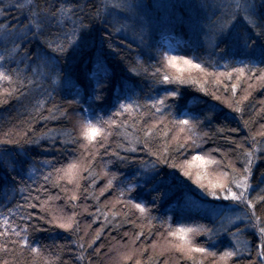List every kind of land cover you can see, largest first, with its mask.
Returning a JSON list of instances; mask_svg holds the SVG:
<instances>
[{
  "label": "trees",
  "instance_id": "trees-1",
  "mask_svg": "<svg viewBox=\"0 0 264 264\" xmlns=\"http://www.w3.org/2000/svg\"><path fill=\"white\" fill-rule=\"evenodd\" d=\"M31 3L40 8L51 6L52 10L61 3H70L75 12L73 20L78 16L90 25L86 41L58 54L32 32H27L26 39L17 38L22 36L21 25L28 24L27 0H0V24L5 26L0 28V56L5 57L0 67L17 81L12 86L0 81V101H3L0 141H18L0 143V217H7L17 231L27 228L24 234L31 246L41 248L37 264H117V261L124 264L122 254L133 248L147 249L139 257L143 264H149V257H153L151 264H164L165 259L168 264H193L187 258L179 259L174 251L159 255L169 247L165 237L174 239L167 236L168 224L173 228L205 225L215 229L221 216L228 214L240 217L226 225L229 230L242 229L238 234L242 242L240 255L233 260L247 264L256 259L258 233L244 219V212L250 215L252 210L242 204L233 205L222 197L206 195L193 179L183 175L181 167L169 166L174 163L188 168L185 161H191L197 154L213 158L218 163L207 166V175L203 177L207 185L221 171L231 175L234 167L242 172L247 162L245 150L253 149L255 141L249 196L264 195V136L259 134L264 132V86L248 79V75L237 81L235 73L231 80L221 76L216 84L214 78L206 80L204 73L195 69L177 73L163 59V53L187 56L216 73L230 72L244 64L264 67L258 51L252 56L231 42L227 46L218 45L219 51L213 48L206 33L219 15L216 6L219 0H126L131 7L123 11L112 8V0H31ZM19 4L24 7H18ZM100 5L108 6L106 13L102 9V20L93 15ZM72 26V20L57 23L49 19L43 33L49 37L62 36ZM114 27L119 31H114ZM236 28L244 30L247 25L238 19ZM14 41L22 47L12 51ZM165 72L198 80L206 91L200 90L199 83L157 82ZM28 79L33 83L29 84ZM96 79L106 85L104 102L93 98ZM233 83L237 84L235 93L231 89ZM11 87L17 89L12 95L3 91ZM168 91H176L177 95L168 97L163 112H157L148 102L158 100ZM246 94L248 98L242 99ZM118 99L138 106L131 114L116 118L118 123L112 126L104 147L82 148L80 145L86 143L80 135L82 117L94 123L98 117L107 118L116 111ZM73 100L78 103H68ZM54 105L67 114L50 113ZM176 119L199 122L195 125L198 135L193 137L198 147L187 141L185 147L176 148L172 140L178 132L173 123ZM149 128L152 132L146 136ZM165 131L167 136L163 135ZM179 135L183 138L188 133ZM70 139L78 142H69ZM152 152L167 157L169 163H159ZM91 153H95L94 158ZM72 161H82L91 168L90 173H81L84 179L80 180L79 189L67 180H56L54 169ZM153 162L154 170L145 168ZM189 170L193 177L205 171L196 164ZM49 173L51 176L45 180ZM113 176L112 186L106 187ZM129 183L134 186L131 190H127ZM73 194L76 199L71 198ZM129 201L145 204L147 214L141 215ZM73 212L76 213L73 229L48 223L53 216H69ZM255 212L264 221V203L255 201ZM5 227L0 222V232ZM141 231L144 235L133 244V237ZM17 239L11 229L0 236V245L8 246V251H0V260L33 264L35 254L28 247L13 245L12 241ZM194 239L217 252L234 243L225 232L211 240L203 234ZM243 244H247V249ZM193 255L197 262L211 264V257Z\"/></svg>",
  "mask_w": 264,
  "mask_h": 264
},
{
  "label": "snow or ice",
  "instance_id": "snow-or-ice-1",
  "mask_svg": "<svg viewBox=\"0 0 264 264\" xmlns=\"http://www.w3.org/2000/svg\"><path fill=\"white\" fill-rule=\"evenodd\" d=\"M29 12V20L28 24L21 25L22 36L17 37L26 39L27 32H32L33 36H40L42 38V42L53 52L58 54H64L68 52L70 48L77 47L81 42L86 41L90 35V25L85 24L80 17H76L73 20V16H75V12L73 11V5L61 3L59 7L52 10L51 6L46 8H40L39 5L33 6L31 0H27ZM219 10V15H217L215 21L212 22L210 29L206 33L208 36L213 48L217 51L220 49L218 45L224 44L227 46L230 42L236 45L242 46L248 53L254 56L257 51L259 53L261 62L264 63V0H259V4L256 3V0H219V3L216 5ZM18 7H24L23 4H19ZM107 5H100L96 8L94 12V16L96 19H103L104 13H102V9L107 10ZM112 8L119 9L123 11L125 8H130L131 5L126 3V0H112L111 4ZM54 19L57 23H66L68 20L73 21V26L63 35H56L55 37L45 36L43 33L44 24L47 20ZM238 19H243L246 23L247 28L244 30H238L236 28V21ZM5 26L0 24V28H4ZM33 28L35 31H32ZM114 31H119V29L113 28ZM107 32V30H106ZM111 33H107V36H110ZM255 37V38H254ZM102 39H104L102 37ZM22 47L21 44H16L13 42L12 51ZM108 47L111 48V43L108 44ZM5 59L4 56H0V61ZM163 59L166 61V65L170 68L176 69L177 73H183L185 71H190L192 69L198 70L201 73H204L205 78L212 77L214 78L213 83L219 84L220 77L224 76L227 79L231 80L233 78L232 74L235 73V79L237 81L240 80L241 77L248 75V79H254L259 81L261 86H264V67H249L247 64H244L239 68H232L230 72H209L201 63L195 62L193 59L188 58L187 56H176L169 55L167 53H163ZM247 70V72H246ZM35 71V69H34ZM146 71V69H145ZM159 72V69H157ZM156 75L155 73L153 74ZM0 81H7L10 86L14 85L17 81L10 75L5 69L0 67ZM23 84V81H19ZM157 82L169 83V82H179L183 83H199L201 84L200 90L206 91L203 87V83L198 80L192 78H185L183 75H169L165 72L162 76L157 78ZM28 83L32 84L33 81L28 79ZM51 83H56V77L53 76L51 79ZM96 87L94 88V99L100 102H104L106 97L104 95L106 85L101 83L100 79H96L95 81ZM252 87V85H249ZM237 88V84L233 83L231 85V89L233 93H235ZM4 92L8 93V95H12L17 89L15 87H11L10 89H3ZM79 95V93H77ZM177 95L176 91H168L165 93V96L159 98L158 100L149 101V105L152 108H155L157 112L162 113L163 107L166 103L168 97H175ZM219 99V97H216ZM248 95L242 97V99L246 100ZM3 102V101H0ZM41 105L43 101H39ZM71 103H78V101H69ZM225 103H228L225 100ZM237 104L239 102H236ZM135 105L134 103H126L123 100L118 99V106H116V111L112 113L107 118L98 117L96 122L94 123L92 119L88 117H82L81 121V132L80 135L84 138L86 143L81 144L82 148L88 149L96 148L97 145L99 147H104V144L108 142V135L111 133L112 126H116L118 121L116 118L123 116L125 113L131 114ZM237 112L240 111L239 107L235 109ZM59 112L60 115H66L67 112L64 109H60L58 106L54 105L52 109H49V112ZM47 119L48 117H44ZM51 118H55L54 116ZM127 123V121H124ZM173 123L177 126L178 132L177 135L172 137V140L176 142V148H183L187 141H191V143L198 147L196 144V140L193 139L194 136L198 134L195 132V125L199 123L198 121H193L190 119H176ZM223 131V129H218ZM152 132V128H149L145 135H149ZM180 133H188V135L181 138ZM261 136H264V132L259 133ZM17 135H21V133H17ZM70 135V134H69ZM163 135L167 136L168 131H165ZM202 135H207V133H203ZM99 137V139H97ZM183 140V142H182ZM18 143V141H13L11 139L7 141H0V143ZM31 143L32 141H28ZM69 142L77 143L76 139H70ZM254 141V148H255ZM240 147V145H238ZM145 148H148L147 142H145ZM253 149H246L245 156L247 157V162L242 170V172H237V170L233 167L231 175L226 171L219 172L216 177L212 180L208 181V184L205 185L203 182V177L207 175V166L212 164H217L213 158H210L205 155L197 154L192 157L191 161H185V164L188 165V168H184L182 166L176 164H170V167H181V171L183 175L193 179V182L197 184L202 190L205 191L206 195L211 197L220 198L222 197L225 201H231L233 205H245L246 209H251V214L249 215L247 211L244 212V219L250 221L251 227L256 229L258 233V244L256 246V259H250L247 264H264V221L261 220L260 216L256 215L255 212V201H259L264 203V195H258L255 198H250L249 190L250 183L249 177L251 176V164L252 158L254 155ZM168 148L165 146L164 152H167ZM151 155L157 156V160L159 163H169L167 157L163 156L158 152H152ZM94 158L95 153H91ZM198 162V164H197ZM194 164H196L200 168H204V172H197L195 177H193L192 172L189 170ZM155 169V162H153L150 166L145 165V168ZM231 167V165H230ZM91 172L90 165H86L82 161H72L68 163L65 167L54 169L56 175V180H67L69 184H74L76 189L80 188V180L84 179L81 175L82 172ZM105 175H108L105 173ZM51 176L49 173L45 176V180H48ZM115 177L113 176L108 180V184L106 187L112 186V180ZM134 186L129 183L128 189L131 190ZM235 188V190H234ZM125 191L122 190L120 195L123 196ZM72 199H76L75 194L71 197ZM51 199V197L49 198ZM121 202V201H117ZM133 203V206L139 210L141 215H145L148 212V208L145 204L142 203ZM27 207H33L31 204H27ZM43 207V204L41 205ZM12 210L9 209V212ZM85 211L87 209L85 208ZM115 214V213H114ZM76 213L73 212L69 216H53L48 223L54 224L62 229H73L75 221ZM27 218V217H25ZM44 219V217H40ZM239 216L228 214L226 216H221V223L217 225V227L209 228L205 225H179L176 228H173L171 224H168L167 236L173 237L174 239L168 240L165 237L166 243L169 246L168 248L163 249L159 255L165 256L166 252L174 251L179 254V259H189L193 261V264H203V261H196L194 257V253L202 254L204 257H211V264H238V261H234L233 258H236L240 255V250L242 246V242L238 239V234L242 231L241 228H235L234 231H230L226 226L231 224L233 220H239ZM0 222L5 225V231L0 232V236H4L7 234L8 230L11 229V234L19 237L17 240H13V245H20L22 247H28L31 253L35 254L33 259V264H37L36 257L41 255L40 247H32L29 243V239L27 235L24 234L27 228L23 231H17L15 227L9 224V220L7 217H0ZM247 227V226H246ZM220 232L228 233L233 238V246L225 247L223 251L217 252L212 246H204L198 243L194 237L197 235H206L209 240L212 239L213 236H218ZM127 235V233H125ZM144 235L143 231L136 233L132 239V243L135 244L136 240L139 239L140 236ZM207 244V241L205 242ZM83 247V245H81ZM157 247V242H153L152 248L155 249ZM243 247L247 249V244H243ZM0 251H8L7 244L0 245ZM99 251V250H97ZM147 252L146 248L135 249L133 248L131 251L122 254L121 260L124 264L131 261L132 264H143L142 260L139 257H142ZM81 258H83L81 256ZM153 257H149V264H151V260ZM0 264H9L7 259L0 260ZM50 264V262H49ZM117 264H120V261H117ZM164 264H168V260L165 259Z\"/></svg>",
  "mask_w": 264,
  "mask_h": 264
}]
</instances>
